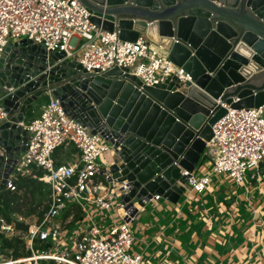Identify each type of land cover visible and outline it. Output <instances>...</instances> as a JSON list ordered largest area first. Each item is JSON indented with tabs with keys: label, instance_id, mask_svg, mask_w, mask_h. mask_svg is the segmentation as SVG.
Wrapping results in <instances>:
<instances>
[{
	"label": "water",
	"instance_id": "water-1",
	"mask_svg": "<svg viewBox=\"0 0 264 264\" xmlns=\"http://www.w3.org/2000/svg\"><path fill=\"white\" fill-rule=\"evenodd\" d=\"M96 27L126 42L142 39L189 76L142 85L128 68L89 74L63 52L27 39L0 56V188L26 150L30 105L51 94L92 134L113 142L108 171L127 182L121 202L140 209L154 195L176 204L206 159L212 126L227 108L264 104V0H78Z\"/></svg>",
	"mask_w": 264,
	"mask_h": 264
},
{
	"label": "built area",
	"instance_id": "built-area-1",
	"mask_svg": "<svg viewBox=\"0 0 264 264\" xmlns=\"http://www.w3.org/2000/svg\"><path fill=\"white\" fill-rule=\"evenodd\" d=\"M89 16L78 0H0V56L9 41L27 39L46 51L63 52L89 74L117 66L128 68L146 86L163 83L171 75L181 83L190 79L142 39L123 41L117 32L96 27ZM3 99L4 94L0 95V124L8 119ZM263 114L264 104L227 108L212 126L213 137L206 143L205 160L210 168L201 175L196 171L202 165L190 174L185 172L187 189L201 194L214 177L239 186L247 174L258 180L264 167ZM23 127L28 133L26 150L17 158L2 190L23 198L28 193L17 183L29 178L43 183L48 193L37 207L39 215L12 213L8 220L0 214V234L8 240L20 239L27 253L13 257L9 250L4 254L0 240V264H141V254L132 252L131 222L136 211L121 202L129 184L114 182L109 163L100 161L105 152L113 150V142L90 133L51 94ZM60 147L73 148L76 156L56 162L54 152ZM160 199L154 195L145 203ZM88 206L107 211L109 218L93 220ZM75 208L80 209L82 219L75 220ZM112 208L120 221L114 219Z\"/></svg>",
	"mask_w": 264,
	"mask_h": 264
},
{
	"label": "crops",
	"instance_id": "crops-1",
	"mask_svg": "<svg viewBox=\"0 0 264 264\" xmlns=\"http://www.w3.org/2000/svg\"><path fill=\"white\" fill-rule=\"evenodd\" d=\"M48 95L30 105L32 115ZM209 168L205 160L196 173ZM257 179L239 186L214 177L201 194L187 189L176 204L161 198L134 209L132 252L141 264H264V167Z\"/></svg>",
	"mask_w": 264,
	"mask_h": 264
},
{
	"label": "trees",
	"instance_id": "trees-1",
	"mask_svg": "<svg viewBox=\"0 0 264 264\" xmlns=\"http://www.w3.org/2000/svg\"><path fill=\"white\" fill-rule=\"evenodd\" d=\"M32 111L30 108L26 111V118L27 121L32 117ZM74 149L70 148L69 151H63V148L60 147L54 152V158L56 162H59L63 158L69 157L73 153ZM17 186L19 189H25V191L28 193L27 196L21 198L16 193H11L9 191H5L0 189V214L6 217L9 220V216L12 213H21L23 215L31 214L35 211L36 207L39 203H35L34 206L33 200L27 202L28 199L33 198L34 193L39 192L40 194L44 193L47 195L48 191L45 189V186L43 183L38 182L35 179H29V178H22L17 183ZM28 208L24 211L23 208ZM75 212V220L82 219V213L79 208L74 209ZM19 227L22 229H25L26 226L24 224H19ZM0 240H1V252L4 254H8V251L11 250V255L13 257L23 256L27 253L23 249V242L18 239L14 238L11 240L5 239L0 234Z\"/></svg>",
	"mask_w": 264,
	"mask_h": 264
},
{
	"label": "rangeland",
	"instance_id": "rangeland-1",
	"mask_svg": "<svg viewBox=\"0 0 264 264\" xmlns=\"http://www.w3.org/2000/svg\"><path fill=\"white\" fill-rule=\"evenodd\" d=\"M36 111H37V108L34 110V112H36ZM33 116L34 115H32V117ZM263 117H264V114H263ZM69 149L70 148H63V151H69ZM112 158H113V151L109 150L108 152H105L103 154V157H101L100 159L102 161H104V164H106V163L108 164L111 162ZM247 176H249V174H247ZM25 196H23V197H25ZM45 198H46V195L44 193L40 194L39 192H36V193H34L33 198L30 197V199H28L27 202L29 203V201L33 200L32 206H34L35 203H39L37 207H40L43 204V202L45 201ZM28 206L29 205H27V207H24L23 210L25 211L28 208ZM37 207L33 213L36 212L39 215L40 210L37 209ZM113 210L114 209L112 208V212H114ZM87 211L91 214L92 219L95 221H99L101 218H103L105 220H107L109 218V213L107 211H99V210H96L93 207H89V206L87 207ZM28 215H30V214H28ZM28 215H25V216H28ZM101 215H102V217H101Z\"/></svg>",
	"mask_w": 264,
	"mask_h": 264
}]
</instances>
